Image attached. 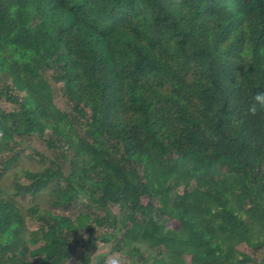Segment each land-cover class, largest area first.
Wrapping results in <instances>:
<instances>
[{"label": "trees", "instance_id": "obj_1", "mask_svg": "<svg viewBox=\"0 0 264 264\" xmlns=\"http://www.w3.org/2000/svg\"><path fill=\"white\" fill-rule=\"evenodd\" d=\"M0 80V264H264V0H0ZM17 135L55 156L12 194Z\"/></svg>", "mask_w": 264, "mask_h": 264}, {"label": "rangeland", "instance_id": "obj_2", "mask_svg": "<svg viewBox=\"0 0 264 264\" xmlns=\"http://www.w3.org/2000/svg\"><path fill=\"white\" fill-rule=\"evenodd\" d=\"M53 72H48V77L50 78L52 76ZM52 87L54 89V101L56 106L65 112L72 113L71 104L67 100L66 96L63 93V86L61 83L54 82L52 79H50ZM11 86V83L8 81L0 80V88H5ZM18 96H22L21 94H18ZM0 108L6 110L7 112H11L14 109L17 108V105L15 103H12L5 99V97L0 102ZM15 153L18 152L19 154H22L20 159L17 162L16 167L11 172V179L6 180V183L11 190L13 194V187L12 183L15 180H18L21 184H28L29 180L25 176V171L27 170H39V168L43 167L44 165L50 164V159L53 158L55 155L53 152L47 147L45 141L37 136H30V135H17L15 139ZM8 154L4 156L7 157ZM85 198H78L75 200V202L66 209L57 210L54 213L71 216L75 218L80 211L82 210V202H85ZM17 202L21 203L25 209L30 208L34 206L35 204L39 205L42 209H49V197L46 194L40 195L36 200H34L32 197H18ZM111 212L113 214H117L118 210L117 208H112ZM92 215L102 216L104 213L99 212L96 210H91ZM27 224L30 230H35L39 227L38 222H36L32 218L27 219ZM104 232L103 229H97L94 233L92 238L101 235ZM87 240V236L84 234L80 235L78 237V241L75 245V256L79 257L81 251L85 247V243ZM99 243V242H98ZM109 247L111 245L107 244ZM240 249L251 253L257 259H261L264 255V247L255 249L253 247H248L247 245L243 244L239 247ZM94 251L91 253V256L93 258ZM121 258L120 263L118 264H128V259L126 255L120 254L119 256ZM78 259V258H77ZM93 261V259H92Z\"/></svg>", "mask_w": 264, "mask_h": 264}, {"label": "crops", "instance_id": "obj_3", "mask_svg": "<svg viewBox=\"0 0 264 264\" xmlns=\"http://www.w3.org/2000/svg\"><path fill=\"white\" fill-rule=\"evenodd\" d=\"M94 256L92 264H95L98 260H103L106 264H111L112 260H116L117 264L120 263V252L112 250L107 244L97 243L94 248ZM78 257H73L67 261V264H80Z\"/></svg>", "mask_w": 264, "mask_h": 264}, {"label": "clouds", "instance_id": "obj_4", "mask_svg": "<svg viewBox=\"0 0 264 264\" xmlns=\"http://www.w3.org/2000/svg\"><path fill=\"white\" fill-rule=\"evenodd\" d=\"M261 109H264V91H257L252 97L248 111L255 115ZM111 264H117L116 260H112Z\"/></svg>", "mask_w": 264, "mask_h": 264}]
</instances>
